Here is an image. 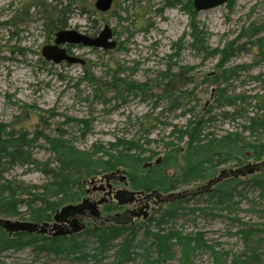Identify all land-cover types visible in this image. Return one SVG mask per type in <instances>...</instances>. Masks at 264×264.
Segmentation results:
<instances>
[{"label":"rangeland","instance_id":"1","mask_svg":"<svg viewBox=\"0 0 264 264\" xmlns=\"http://www.w3.org/2000/svg\"><path fill=\"white\" fill-rule=\"evenodd\" d=\"M67 1L0 0V129L27 130L30 134L38 131L43 137L30 149L34 160L52 161V152L59 142L77 151H91L98 146L106 149L124 139L142 145L147 152L142 158L151 151L157 153L151 159L155 161L165 153L168 142H176L184 149L186 139L177 142V135L172 132L175 126L182 128L196 115L209 119L205 133H213L217 138L238 133L246 141H264L262 130L251 134L247 129L251 119L260 116L263 109L264 62L257 50L260 43L264 44V0H229L199 13L193 7L196 12L193 20L207 36L208 47L219 50L216 56L205 59L190 48L193 20L189 5L193 6V0H114L106 13L95 10L96 0H76L62 13L64 25L59 28L91 37L108 25L114 31L117 47L104 51L66 44L72 56L83 60L84 64L56 65L46 62L40 51L55 38L54 31L49 29L53 20L49 10L64 8ZM247 34L249 37L245 38ZM232 42L234 52L224 66L232 70V75L227 82H215L220 73L216 67L220 51ZM176 44L182 47L178 57L174 55ZM170 74L175 75H172L175 80L170 89H165L166 81L171 80ZM114 75L146 87L118 96L109 93L106 99H97L90 78L108 88ZM179 89L187 94L178 102L181 107L173 109L164 97L165 90H175L174 95H179ZM217 90L225 91L230 100L217 101ZM144 118L154 124L145 138L139 132V123ZM233 165L221 164L217 172ZM169 174L173 175L171 171ZM252 176L238 178L239 183L227 202L225 198L220 200L217 194L201 195L175 205L172 217H164L170 205L160 206L149 221L123 224L126 231L129 228L134 231L131 248H137L145 239L146 227L156 232L159 220L160 230L197 237L204 243L205 248L198 249L192 260L194 264H214L212 251L207 247L224 257L227 254V264L233 263L235 258L241 264L245 262V255L247 263L264 264V193L249 183ZM1 177L0 180H16L36 187L48 181L38 169L21 163L6 168ZM205 183L206 180L179 183L173 191L190 190ZM82 196L78 193L73 203ZM68 204L72 202L63 203L58 209ZM19 211L23 217L8 219L30 221L33 210L22 205ZM250 228L256 231L247 234L245 231ZM258 237L260 244L256 246L254 241ZM75 239L90 245L93 237L82 231L74 238L46 239L45 247L60 249L63 243ZM8 247L0 246V264H83L78 259L79 254L72 255L74 259L65 257L64 253L57 256L44 248L38 250L33 243L22 248ZM177 249L174 248L175 258L164 264H179ZM252 251L256 254L254 259ZM113 253L107 252L105 262ZM142 261L138 258L133 264H142Z\"/></svg>","mask_w":264,"mask_h":264},{"label":"trees","instance_id":"2","mask_svg":"<svg viewBox=\"0 0 264 264\" xmlns=\"http://www.w3.org/2000/svg\"><path fill=\"white\" fill-rule=\"evenodd\" d=\"M75 2L76 0L72 2L68 0L64 8L52 7L49 10L51 18H53L49 24V29L51 31L55 33L60 30L59 26L64 25L62 21L64 14L62 13L64 10H68L69 7L73 6ZM191 4L192 3H190L189 7L192 12L191 17L193 20L196 12L193 11V6ZM16 17L18 18V15H16L15 18ZM192 23L190 33L192 41L190 48L197 54L203 55L204 59L216 56V52L219 50L210 49L207 44V36L203 30L197 26L195 20H193ZM249 31L246 30V32ZM244 37H249V34ZM233 45L234 42H232L230 46H225L224 49L220 51L221 58L216 65V67L220 69V73L216 80H214L215 82H227L232 75V70L224 66L233 55ZM180 49H182L180 44H176L175 57L179 56ZM257 51L258 56L264 62L263 43L259 44ZM67 52L72 55L70 49H67ZM172 57V55L169 56L170 60ZM221 64L224 65L221 66ZM187 71L189 72L190 68H188ZM85 74L89 77L88 70H85ZM172 75L175 76L174 74H170L171 80L166 81L165 89H170L172 87L175 80ZM186 76L188 77L189 75ZM186 81H184V83ZM98 82L99 81L93 77L89 80V83H92L94 86V96L97 99H106V95L109 93L118 96L119 94L126 93V91L128 93H133L141 91L146 87V85L141 86L135 84L127 80V78H117L116 75L112 76V81L107 84L108 88L101 87ZM158 85L160 87V84ZM177 93L179 95H174L175 90H165L164 97L168 101L169 107L174 106L173 109H179L181 107L178 102L187 94L182 92V89H179ZM217 96V101L225 102L230 100L223 90H217L216 97ZM261 104H263L262 107L264 109V100L261 101ZM263 109L261 110L262 114L260 116L251 119V123L247 127L249 133L252 134L260 130L264 132ZM192 117L193 118L190 117V119L186 121V124L182 128L175 126L172 132V135H177V142L186 139L184 149L179 148L176 142L166 143V151L161 156L163 160L162 166L153 170L152 176L148 175L145 179L136 183L135 185L137 187H152L167 193L173 191L175 186L180 185L179 183L190 184L197 180L207 181L215 177L220 171L217 172V167L221 164L232 163L234 165L229 168H238L250 163V161H248L250 159L254 160L256 163L264 160V141H246V138L238 133H228L217 138L213 133H205L206 124L209 122V119L207 120L197 115ZM145 119L146 118L139 123V132L144 138L148 137L151 130L154 128L153 122ZM42 137L43 136L39 134L38 131H33V133L30 134L27 130H16L7 127L0 129V179L6 168L21 163L24 165H31L35 169H38L48 180L46 184L38 187L25 186L23 183L16 180H0V216L3 218L23 217L19 209L24 205L28 210H33L29 219L31 222L38 224L47 223L52 220L53 217L51 216L55 214L61 204L73 203L78 193L82 194L81 182L85 179L112 171L116 168L141 171L143 162L151 160L157 155V153L151 151L149 156L142 158V154L147 152L143 150L142 145L138 144V141L135 140L126 141L124 139H119L115 143L110 144L106 149L98 146L97 148L93 147L91 151H77L59 142L52 152V161L48 163L38 162L33 159L30 149ZM48 142L50 143V141ZM170 171L173 175L169 174ZM237 183H239L238 179H226L218 184L212 191L201 195H209V197H211L217 194L220 200L225 198V202H227L228 198L233 194L235 190L234 187ZM249 183L253 187L259 189L261 193H264V168L258 173H255ZM202 185L203 184L198 187ZM61 189L64 190L63 193L60 192ZM58 193L62 195L60 196ZM187 200L188 199L181 200L179 203L177 202V204L180 205ZM175 211L176 206H169L166 211V216L164 215V217H172ZM160 224L162 223L158 220L156 232H151L150 227H146L144 230V242H140L141 245L139 244L137 246L138 249L140 246H142L143 249V254L140 256L143 259L142 264H163L167 260L173 257L175 258L173 253L175 247L180 248V255L178 257L179 264H194L192 260L199 249L197 240L200 239L197 237H184L180 233H174L172 231L164 232V230L159 229ZM84 231L90 233L91 237H93L92 244L89 245V242L85 243L84 241L79 243L75 239L73 242L63 243L60 249H52L45 247L46 238L42 235L35 233H18L12 234V236L9 237L8 234L0 228V246L3 247L6 245L9 246L8 248H22L33 243L38 250L44 248L46 251L57 256L64 253L65 257L74 259L72 255L79 254L78 259L83 264L133 263L136 254L134 251L135 248H131L134 236L133 229L129 228L126 231L123 227L112 225L110 227L89 228ZM254 231L256 230L250 228L245 232L251 234L254 233ZM124 232L129 233H127L126 236H122ZM55 239L61 240L62 237H57ZM244 239H247L246 236H244ZM117 240L119 242H115ZM147 240H150L151 244L150 241L148 244L146 242ZM259 242L260 238L258 237L254 243L256 246H259ZM207 248L212 251L214 264H227L225 262L227 254H225L224 257V255L216 252L212 247ZM85 249H89V251L83 252ZM109 251H114L113 256L109 257L110 260L108 262H105L108 259L107 252ZM255 251H252V259L256 258ZM234 260L235 261L230 264H239L236 258ZM247 260L248 256L245 255V259L243 260L245 262L241 264H251L247 263Z\"/></svg>","mask_w":264,"mask_h":264},{"label":"water","instance_id":"3","mask_svg":"<svg viewBox=\"0 0 264 264\" xmlns=\"http://www.w3.org/2000/svg\"><path fill=\"white\" fill-rule=\"evenodd\" d=\"M229 0H193V7L195 11L203 12L207 10L219 7ZM113 0H96L94 2V8L97 12L106 13L111 9ZM54 40L52 44L45 45L41 48V56L46 62H50L56 65L61 63L66 64H80L83 65L84 61L70 55L64 45H82L83 47L101 49L104 51L114 50L117 46V42L113 39L114 35L112 29L108 25H104L102 30L95 36L90 37L85 34L77 33L73 30H58L54 34ZM158 158L157 160H159ZM264 168V160L256 163L250 162L244 166L238 168H223L218 174L207 180L204 185L197 187L196 190H183L181 192L169 193L164 197V202L180 200L188 196H195L210 192L212 187L221 183L222 181L230 178L238 179L240 177L251 176L258 173ZM124 204V202H119ZM84 211H88L89 215L93 218H99L100 212L96 204H88L83 201L77 205L63 206L60 210L56 211L53 216L54 224L52 230L55 231L54 237H64L68 234L65 229L57 225L59 220L68 218L73 215H81ZM48 223L41 224L31 221H19L11 220L8 218H0V228H2L8 235L27 233V234H45L47 232ZM72 233L79 234L86 226L79 224L76 220H72L70 223Z\"/></svg>","mask_w":264,"mask_h":264},{"label":"flooded vegetation","instance_id":"4","mask_svg":"<svg viewBox=\"0 0 264 264\" xmlns=\"http://www.w3.org/2000/svg\"><path fill=\"white\" fill-rule=\"evenodd\" d=\"M162 164L163 160L161 157L159 160H151L150 162L145 163L143 166L144 168L141 171L135 170L129 172V170L123 168H116L112 171L101 173L84 180L82 182L83 196L80 201L72 203V205L81 204L83 201H86L88 204H96L98 206L100 216L99 218H93L89 215L88 211H84L81 215H73L68 218H64L63 220H59L57 225L62 226L65 231L68 232V234L64 237L74 238L78 235L72 233L70 228V223L73 219L79 224H84L86 229L110 227L112 225L122 227L123 224L128 223L133 225L132 223L135 220L138 222L149 221L152 217V213L160 206H175L178 205L177 202L179 203L181 200L196 198L201 195L197 194L180 200L174 199L173 201L164 202V197L167 194L175 192L170 191L165 193L152 187H137L135 185L142 179H145L146 176H152L153 170L162 166ZM216 186L212 187L210 191H212ZM197 187L198 186L190 189V191L196 190ZM120 201L124 202V204H120ZM47 223L49 225L47 226V232L39 235L44 236L46 239L57 238L53 236L55 233V231L52 230L54 224L53 218Z\"/></svg>","mask_w":264,"mask_h":264},{"label":"bare ground","instance_id":"5","mask_svg":"<svg viewBox=\"0 0 264 264\" xmlns=\"http://www.w3.org/2000/svg\"><path fill=\"white\" fill-rule=\"evenodd\" d=\"M114 35V34H113ZM158 159V158H157ZM148 162H150L151 160H147ZM145 163H147L146 161H144L143 162V164L141 165V170L144 168L143 166L145 165ZM123 169H126V170H129V169H127V168H123ZM130 171V170H129ZM207 193V192H206ZM184 237H186V236H184ZM150 241V240H149ZM140 242H144L143 240H141ZM197 242H198V248L200 249V248H205L204 247V243L201 241V240H197ZM141 244V243H140ZM149 244V243H148ZM150 244H151V241H150ZM197 244V243H196ZM138 248H135L134 249V251H136ZM140 250V252H138ZM138 251L136 252V254H135V256H134V260H133V263L138 259V258H141L140 256L143 254V249H142V246H140L139 247V249H138ZM177 251L179 252L180 251V248L178 247V249H177ZM173 253H174V256H175V254H176V251L175 250H173ZM53 254V253H52ZM55 255V254H54ZM174 259V257L172 258V259H170V260H167L166 262H164V263H167L168 261H171V260H173ZM132 263V262H131ZM132 263V264H133ZM163 263V264H164Z\"/></svg>","mask_w":264,"mask_h":264}]
</instances>
